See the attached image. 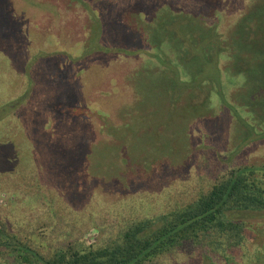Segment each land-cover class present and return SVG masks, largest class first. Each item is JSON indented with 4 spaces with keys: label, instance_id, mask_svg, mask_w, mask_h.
<instances>
[{
    "label": "rangeland",
    "instance_id": "obj_1",
    "mask_svg": "<svg viewBox=\"0 0 264 264\" xmlns=\"http://www.w3.org/2000/svg\"><path fill=\"white\" fill-rule=\"evenodd\" d=\"M263 85L264 0H0V227L100 242L264 164ZM246 213L240 246L149 264H264Z\"/></svg>",
    "mask_w": 264,
    "mask_h": 264
},
{
    "label": "trees",
    "instance_id": "obj_2",
    "mask_svg": "<svg viewBox=\"0 0 264 264\" xmlns=\"http://www.w3.org/2000/svg\"><path fill=\"white\" fill-rule=\"evenodd\" d=\"M33 129L32 126L30 131ZM50 139L63 150L75 148L65 141L62 144L55 138ZM31 142L26 144L23 154L37 152L34 146L28 145ZM38 198L41 197L38 195ZM248 211H264V164L234 166L216 177L206 189L199 190L190 201L172 206L157 216L128 217L122 213L119 223L106 232L111 236L100 242L88 243L76 236L80 228L90 223L86 220L75 222L69 231L75 236L54 247L49 241L44 245L46 235H38L40 240L35 242L3 225L0 227V264H149L166 253L201 245L222 253L246 240ZM106 223L102 224L103 232L109 229ZM8 254L13 257L8 259Z\"/></svg>",
    "mask_w": 264,
    "mask_h": 264
}]
</instances>
